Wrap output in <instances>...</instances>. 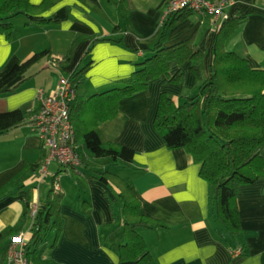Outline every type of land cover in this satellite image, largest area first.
Segmentation results:
<instances>
[{
	"label": "crops",
	"instance_id": "crops-1",
	"mask_svg": "<svg viewBox=\"0 0 264 264\" xmlns=\"http://www.w3.org/2000/svg\"><path fill=\"white\" fill-rule=\"evenodd\" d=\"M40 1L31 0L35 4ZM88 1L61 0L49 9L52 20L46 25L14 22L11 40L0 33V77L16 62L45 48L51 49L53 59H62L78 39L71 61L60 68L69 76L91 63L79 86L80 93L88 96L120 86V80L129 76L137 63L151 56L149 48L188 38H193L204 52V73L209 76L215 37L223 19L193 10L168 28L160 41L167 0H125L123 7L118 0ZM234 1L227 10L229 14L237 11L243 20L227 38L225 48L247 58L252 67L264 68V0ZM45 63L48 68L49 60ZM190 64L187 61L181 67L173 65L170 70L171 75L179 68L185 71L181 83H172L169 75L162 74L147 89L123 97L115 117L101 123V131L107 139L135 151L132 166L123 167L128 173L121 175L134 185L143 212L162 223L139 228L157 263L264 264V178L239 188L241 232L232 239L211 210L210 185L200 175V164L194 163L183 148H168L154 127L163 91L177 102L196 93L197 82L189 70ZM51 65L59 66L54 62ZM33 76L39 77L37 82L23 81L16 90L9 91L21 80L18 77L0 89L5 104L1 111L20 107L33 113L24 128L19 126L0 134V191L11 186L0 195V232L18 225L28 240L26 226L31 230L32 218L20 222L24 209L20 191H28L33 210L47 200L51 188L58 186L55 191L62 194V231L54 245L55 234L49 248L42 247V258L47 264H137L119 257L126 241L119 190L98 176L88 177L102 165L80 164L68 171L56 164L47 176L51 181L47 183L46 177L44 183L35 181H42L39 167L33 170L30 165L40 158L43 149L46 153L49 150L32 119L40 107L39 90L54 92L59 77L47 69ZM261 153L264 158L263 149ZM34 182L32 188L27 187ZM238 247L242 252L234 253ZM0 264H8L7 259L0 258Z\"/></svg>",
	"mask_w": 264,
	"mask_h": 264
},
{
	"label": "trees",
	"instance_id": "trees-1",
	"mask_svg": "<svg viewBox=\"0 0 264 264\" xmlns=\"http://www.w3.org/2000/svg\"><path fill=\"white\" fill-rule=\"evenodd\" d=\"M60 1L41 0L35 4L31 0H0V33L4 34L7 40H11L15 30L11 18L21 13L27 17V24L50 23L52 19L48 11ZM80 1L89 3L88 0ZM124 1L118 0L122 7ZM181 11L183 12L164 19L166 22L160 41L166 36L168 28L193 10ZM242 20L243 17H240L237 11L223 19L215 37L208 77L204 73L205 54L197 47L193 38L169 46L155 45L149 48L148 50L152 51L151 56L137 63L136 69L120 80V86L102 92L86 96L79 91L81 78L91 63L77 68L67 76L75 91V97L69 103L70 117L76 132L75 148L81 155V165L97 163L102 167L110 164L129 167L134 162V149L107 139L101 131V123L115 117L119 101L123 97L147 89L150 82L162 74L169 75L172 83H181L185 71L179 68L171 75L170 70L173 65L181 67L190 61L189 70L197 82L196 93L183 96L181 101L177 102L170 93L163 91L153 123L168 148L181 147L194 163L200 164V175L210 185L211 210L222 221L225 233L232 239H236L241 232L237 204L239 188L243 184L264 178V158L261 153L264 147V68L252 67L247 58L225 48L227 38ZM77 41L78 39L73 41L62 59H53L51 49L45 48L16 62L0 77V89L21 77V80L9 89L16 90L26 78L42 71L37 69L31 74L27 73L41 61L49 60L50 63L65 66L72 59ZM91 48L92 46L89 51ZM31 114L33 113L20 107L0 111V134L31 122L28 120ZM46 157L47 153L43 149L40 158L32 162L30 168L35 170L40 167ZM90 176H98L102 182L112 184L119 190L126 236V241L119 250L120 260H133L137 264H159L151 254L139 228H153L161 226L162 223L143 212L134 185L120 173L106 167L88 175ZM20 192L24 204L20 222L32 218L31 235L27 240V257L33 264H47L42 258V244L51 230L55 232L52 244L59 239L63 223L62 194L51 188L47 200L39 204L36 213L32 215L28 191ZM20 229V226L15 225L0 232L2 260L7 259L6 253L11 238Z\"/></svg>",
	"mask_w": 264,
	"mask_h": 264
},
{
	"label": "built area",
	"instance_id": "built-area-1",
	"mask_svg": "<svg viewBox=\"0 0 264 264\" xmlns=\"http://www.w3.org/2000/svg\"><path fill=\"white\" fill-rule=\"evenodd\" d=\"M234 0H167L162 13L163 19L175 15L183 9L208 12L216 20L229 15L228 7ZM75 91L71 80L61 76L54 92L45 93L39 90L40 107L33 115L36 131L48 147L47 157L39 167V177L43 180L50 174V164L55 161L60 167L72 171L81 164V155L75 148L76 132L70 117V101L74 99ZM57 191L58 186L55 188ZM37 207H33L32 215ZM27 240L24 233L18 232L10 241L7 248L8 264H33L27 257ZM238 247L234 253H241Z\"/></svg>",
	"mask_w": 264,
	"mask_h": 264
},
{
	"label": "rangeland",
	"instance_id": "rangeland-1",
	"mask_svg": "<svg viewBox=\"0 0 264 264\" xmlns=\"http://www.w3.org/2000/svg\"><path fill=\"white\" fill-rule=\"evenodd\" d=\"M11 21L12 22H20V24H23L22 22H26L27 21V17L24 15V14H16L13 18H11ZM47 63H45V61H41V62H39V63H37L35 66H33L31 69H29L28 71H27V73L28 74H31L33 71H35V70H37V69H42L43 71L45 70V69H47L48 70V72H51L52 73V75L55 73V75L57 76V77H59L60 78V75H65L66 73L64 72V71H62L61 70V68H60V66H53V65H51L50 66V64L51 63H48L49 64V67L48 68H45V65H46ZM42 72V71H41ZM3 76V75H2ZM38 78L39 77H37L36 76V78L34 79V76H31V77H28V78H26V80H25V84H28L29 82L31 83H34V82H37L38 81ZM34 79V80H33ZM73 100V99H72ZM4 103L2 102V100H1V98H0V108H4ZM2 106V107H1ZM1 111V110H0ZM25 124H27V123H25ZM26 125H21V127L22 128H24ZM76 140V139H75ZM263 151H264V148H263ZM93 162V161H92ZM91 162V163H92ZM56 162L55 161H53V162H51V164H50V170L52 169H54L55 167H56ZM94 164V163H93ZM94 166L96 167V166H99L97 163H95L94 164ZM106 168H108V169H110V170H112V171H114V172H119L120 174H127L128 172H127V170H125V168H123L124 166H117V165H113V164H110V165H108V166H105ZM105 167H102V169L103 168H105ZM49 178V177H48ZM46 179H47V177H46ZM50 179V178H49ZM49 179H47V183L49 182V181H51V180H49ZM35 181L36 182H40V183H44V180H37V179H35ZM37 183V184H38ZM36 183L34 182V183H31V184H29L27 187L29 188H32V186L33 185H35ZM32 185V186H31ZM47 186L46 187H49L50 185L49 184H46ZM44 186V185H43ZM11 189V186H8V188H7V186H5V188H4V191H7V190H10ZM4 191L2 192V190L0 191V195H3V193H4ZM27 228H26V233H28L29 232V235H31V230H29V226H26ZM54 231L53 230H51V231H49V233L47 234V236H46V240L43 242V244H42V247L45 249V250H47L48 248H49V242H51L52 241V239L54 238ZM27 238H29V236L27 237Z\"/></svg>",
	"mask_w": 264,
	"mask_h": 264
}]
</instances>
